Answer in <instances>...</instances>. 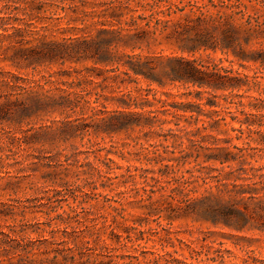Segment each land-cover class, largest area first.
Returning <instances> with one entry per match:
<instances>
[{
    "label": "rangeland",
    "instance_id": "1",
    "mask_svg": "<svg viewBox=\"0 0 264 264\" xmlns=\"http://www.w3.org/2000/svg\"><path fill=\"white\" fill-rule=\"evenodd\" d=\"M108 1L0 2L12 19L20 18L19 27L31 23L32 33L23 41L0 37V264H264V185L257 171L263 167L264 173V149L253 141L257 134L233 130L245 115L242 106L225 100L228 91L214 97L181 82L160 85L84 56L32 64L9 60L27 40L63 42L95 38L102 28H153L138 18L150 14L136 7L139 0L131 2L133 11L118 10L120 18L111 17V6L103 4ZM169 1L184 6L189 0ZM192 1L207 5L208 13L217 10L208 0ZM244 3L249 14L264 15V0ZM190 10L165 18L184 21ZM131 17L137 24L129 27ZM159 42L118 52L184 56L209 70L258 75L264 87L259 63ZM246 50H264V40H253ZM6 76L9 84L2 81ZM246 89L235 90L244 95L233 99L250 112L251 96L259 92ZM126 113L141 116L125 119ZM137 120L141 126L124 125ZM181 155L185 164H178ZM215 155L230 161H204ZM211 167L222 172L212 171L204 184L197 176ZM181 174L188 189L171 192ZM210 192L248 208L247 218L215 224L202 205L187 209L181 202L186 194L199 199Z\"/></svg>",
    "mask_w": 264,
    "mask_h": 264
},
{
    "label": "trees",
    "instance_id": "2",
    "mask_svg": "<svg viewBox=\"0 0 264 264\" xmlns=\"http://www.w3.org/2000/svg\"><path fill=\"white\" fill-rule=\"evenodd\" d=\"M19 1L24 0H0V2L4 3V6L10 3H18ZM132 1L135 0H109L103 4L111 6L113 10L111 17L120 18L123 16V11L119 13L118 10L129 9L131 11L130 4ZM244 1L208 0L209 5L217 9L214 13H208L210 12L209 10L204 11L207 5H198L196 1L192 0H189L184 6H179L177 3L170 2L169 0H151L146 2L139 0L136 7L150 12L147 16L138 15L139 19L146 20V25L148 26L153 22V28L149 31L144 29L137 30L136 28L135 32L124 33L123 31L125 29L120 27L119 29L102 28L98 31L95 38L89 39L73 38L63 42L40 39L35 44H33L32 40L26 39L25 46L17 48L16 55L9 58V60L12 62L27 61L32 64L44 61H76L84 56L85 58L92 59L95 63H105L106 65L114 66L115 69L124 68L123 72L126 75L142 76L148 80L157 81L160 85H163L165 80L181 82L199 89H204L214 97H216L217 91H228V95H225V100L231 104L234 103L237 106H242L241 113L245 115L244 120H239L241 126L239 128H233V130L243 134L247 129L251 134H257V137L253 138V141L264 149V130L261 129L264 127V87L261 81L258 80L260 76L255 75L249 79L248 77H241L238 73L234 74L229 70H225L224 72L209 70L203 65L198 64L196 60H190L184 56L151 54L143 57L139 54H120L118 52L119 48H131L134 50L140 48L139 45L142 43L150 45L151 43L159 42L161 39L178 47L182 52L195 53L209 49L212 51L220 50L227 53L231 52L238 61H254L264 66V50H246V47L253 40H264V15L255 16L249 14L246 11L247 5ZM178 2L181 3V0ZM163 3L167 4L163 5ZM261 3H263V0H261ZM186 7L191 8L190 12L192 14L186 15L184 21H173L172 19L165 18L177 11H184ZM238 20L241 22L238 23ZM18 21H20V18L16 17L12 19L10 14L0 9V37L7 39L19 37L23 41L25 39L24 36H32V33L28 29L31 23L26 24L23 29L16 24ZM130 22L131 24L128 22L126 24L132 27L137 24V19L131 17ZM10 30H12V33L9 32ZM21 41L17 43L23 45ZM93 49L94 51L96 49V51L93 52ZM102 55L106 58H102ZM261 78L264 77L262 76ZM2 81L5 84H9L10 78L6 76ZM244 87H247L246 92L253 88H256L259 92L258 96H251L252 101L248 103V106L251 108L250 112L244 110L246 104L242 100L235 102L233 99L237 96L243 97L244 94H235L234 92ZM40 101L36 102L39 104L41 103ZM122 116L125 119L135 117L138 119L141 115L137 113H126ZM233 119L236 118L234 117ZM124 125L141 126L142 124L137 120V122L126 123ZM149 125L152 126L153 124ZM170 131L172 132V130ZM165 148H168V146H165ZM184 150L181 149L179 152L182 153ZM153 153H156V151ZM184 159L185 155H181L177 159L178 164H185ZM204 161H218L223 165L230 161V158L228 156L215 155L212 158L206 157ZM262 169L263 167H260L257 171H260L258 178L260 179V183L264 185V173ZM188 171L191 173V176H194L193 171ZM212 171H219L218 173L220 174L222 169L211 167L206 173V176L197 177L201 178L204 184H208V179L211 177ZM151 178L161 183L160 178L155 176H151ZM175 181L177 185L172 188L171 192L178 190L180 193H183L188 189L189 179L186 175L181 174ZM217 181L220 183L222 180L218 179ZM241 193L238 192V194ZM181 202L187 203V209H193L194 206H198L196 204L202 205L204 207L203 213L212 215L210 218L215 217L212 220L215 224L222 223V221L227 223L231 221L236 225L248 216V208L245 207L242 210L234 206L231 200L225 201L213 192L199 199H190L186 194ZM195 211L198 212V210Z\"/></svg>",
    "mask_w": 264,
    "mask_h": 264
}]
</instances>
